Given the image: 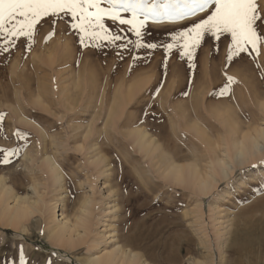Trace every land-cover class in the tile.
I'll return each instance as SVG.
<instances>
[{"label": "rangeland", "instance_id": "374dc122", "mask_svg": "<svg viewBox=\"0 0 264 264\" xmlns=\"http://www.w3.org/2000/svg\"><path fill=\"white\" fill-rule=\"evenodd\" d=\"M259 4H263L261 7L264 9V0H259ZM123 15L130 16L128 13ZM68 21L67 17L58 20L55 33L45 39L51 28L50 22L45 19L30 47L29 42L22 38L9 51L0 50V149H19L17 155L9 157L10 163L0 164V175L9 177L19 194L27 191L33 195L30 179L35 173L43 199L48 203L57 201L59 204L58 199L61 197L63 206L56 207L59 208L56 214L62 213L72 220L82 199L91 197V232L80 245L72 249L59 246L61 253L66 255L61 256L55 252L53 242L47 238L46 228L52 219L44 220L38 213H34L27 223L28 231L19 232L6 229L5 225L0 226V264H21V254L23 264H89L87 259L92 253H99L102 248L110 249L114 243L113 237L106 236L99 242V248H93L90 241L99 230L115 232V241L126 249L136 251L150 264H264V164H250L248 168L233 171L231 178L226 182L219 181L210 193L203 196L183 189L176 182L163 179L129 138L128 132L133 129L134 120L141 118L144 119L141 127L149 129L153 135L161 133L162 141L169 151L174 149V152H178V148L182 149L168 128L166 113L162 112L158 97L172 79L178 85L181 84L179 81L182 80L183 64L188 57L180 55L183 49L179 45L167 52L165 48L173 42L172 33L190 26L187 20H148L141 43H154L157 45L155 48L136 47L135 33L128 31L127 25H120L110 19L105 20L106 26L112 33L124 38L127 48L109 45L107 41H101L103 46L99 48L86 41L88 46L84 47L79 43L78 34L68 27ZM204 39L192 58L198 70L208 57L207 62H211L208 66H214L209 67V70L219 71L222 79L229 76L235 78L234 83H231L239 86L241 80L237 73L234 74L235 69L247 67L248 71L254 72L258 91L264 95V48L259 53L249 50L251 52L241 53L233 57L234 60H228L229 40L223 38L217 41L208 36ZM238 60L242 61V65ZM227 62L230 65H226ZM252 65L253 70L256 68L254 71H251ZM79 80L84 96L75 101L72 108L63 106L62 94L71 93ZM135 80L143 89L139 87L130 101L125 99L123 103L120 102L121 105L116 109L119 112L117 118L110 121L112 124H107L105 132L101 133L102 124L109 119L106 116L113 107L111 102L118 86L125 88ZM225 81L228 82L227 79ZM142 84L145 85L142 87ZM65 85L69 90L62 89ZM149 87L152 88L150 94L147 93ZM37 94H40L39 102L36 101ZM248 107L253 106L245 104L243 109ZM85 109L87 113H83ZM19 113L35 120L40 133L34 127L14 123ZM90 115L97 117L93 136L99 134L97 141L109 161L108 168H105L108 171L98 176L92 170L82 155L90 143L82 138L76 143L70 142L69 146L56 154L63 173V188L49 184L45 174L36 168L37 162L28 161L39 146V136L46 135V140L54 135L58 138L66 137L69 130L64 128L63 133V129L58 128L60 122L66 125L67 119H71L73 121L69 122L70 125H79ZM115 129L119 131L117 134ZM48 147V153L51 154ZM226 190L229 195L222 198ZM99 199H104L108 205H116L115 209L111 208L113 211L106 208L100 214V220Z\"/></svg>", "mask_w": 264, "mask_h": 264}, {"label": "bare ground", "instance_id": "6f19581e", "mask_svg": "<svg viewBox=\"0 0 264 264\" xmlns=\"http://www.w3.org/2000/svg\"><path fill=\"white\" fill-rule=\"evenodd\" d=\"M226 41H228V39ZM205 51H207V49ZM207 58L201 64L200 70L195 67L197 65L195 61H189V59L187 58L185 64H183L186 68L184 66L182 68V80L179 81L181 84L178 85L177 82L172 79L170 84L164 87V91L162 93H159V105L162 109V112L164 114L166 113L165 118L166 122L169 125L168 128L171 130L172 135H174V137L177 139L176 142H180L179 147L181 146L182 149L179 150L178 148V152H174V149L172 151H169L166 148L165 143L162 141L163 136L161 135V133L153 135L149 129L141 127V125L144 123V119L142 120L141 118L139 120H134V126H132L133 129L128 132L132 144L136 146L138 152L142 153V156L147 160V163L150 166H154L155 170L163 179L176 182L180 184L183 189L190 190L192 192L195 191V193L202 194L203 196H206L208 193H210V191L219 181L223 180L226 182L229 178H231L230 176L233 171L240 168H248L247 166H249L250 164H261L260 161L264 160V95L258 91V83L255 79L256 77L254 75V72L248 71L247 67L244 66L241 69L236 68L234 74L237 73V75L239 76L241 80L240 85L238 86L237 84H233L234 82L232 81L233 83L229 84L226 93L224 95H221V90L224 88V84L227 83L225 81V79L227 78H220L221 76H219V71L209 70V67L214 66H208L211 64V62L209 64L207 62ZM219 59L220 57L218 58V60ZM221 59L223 58L221 57ZM241 59L244 60L243 57ZM215 61L217 62L216 59ZM225 61L227 60L225 59ZM241 62L242 61L240 60L239 63L241 64ZM239 63L237 62V64ZM246 64L247 63H245L244 65ZM217 65H219V63ZM226 65H230V63L228 64L227 62ZM254 70L252 65L251 71ZM223 73L224 72L221 73L222 77ZM80 82V80L78 82L76 81V84L74 85L75 89L72 90L71 93L67 92V94H62L61 99L63 101V106L65 105L66 107L72 108L74 106V102L78 101L84 96V94L82 93L83 89H81ZM143 85L145 84H142V87ZM242 86L244 89L242 88ZM139 87L140 85H138L137 81L133 82V84L127 85V87L125 88L118 86L117 90L114 93V100L113 102H111L113 107H111L108 117L106 116V118L109 119L104 121V123L102 124L103 126L100 129L101 133L105 132L107 124L113 122L112 120L117 118L119 112L116 109L119 108V104L121 105V103H123V100L125 99H128L127 101H130L134 93L139 91ZM66 88L67 87L65 85L62 89L66 90ZM234 89H236V93L234 92ZM151 91L152 88L149 87L147 93L150 94ZM98 94L103 95L102 93ZM162 97H164V99ZM93 99H95V97ZM99 99H97V101ZM36 101H40V94L36 95ZM90 101L92 102V100ZM245 104H247L248 106L252 105L253 107H248L244 110L243 106ZM77 106L78 105H76V107ZM100 106L102 107V105ZM90 107L91 106H89V108ZM21 111H23V109ZM87 111L88 110L85 109L83 113H87ZM94 116L91 117L90 115L88 119L85 118L87 119L86 121L83 119L85 122H82L79 125H70L69 122L73 121L71 119H67L66 125L60 122L58 128L63 129V133L64 128H67L69 130V132L67 131L66 137L59 136L58 138L54 135L49 136V140L48 138L46 140V135L42 134L43 136H39V146L35 149V152L30 156L28 161L33 163V161L35 160V163L37 162L36 168L39 172H43L45 174L48 182H50L49 184L53 186L55 185L59 188H63V173L59 167L57 155L60 153V150H64V147L69 146L70 142L76 143L78 139L82 138L85 142L90 143V145L86 147V150L82 153V155L85 157L84 159L88 161L89 165L92 167V170L97 173L98 176L101 174H105L108 171V169L105 168H108L109 161L106 157L104 149L99 145L100 143L97 141V137L99 134L96 133V137H94L95 135L93 136V131H95L96 128L94 125L97 118ZM83 120L81 119V121ZM14 123L27 125L36 128L37 131L39 130L38 123L35 122V120L27 117V115L25 114L19 113L16 119L14 118ZM118 132L119 131H116L115 129V133L117 134ZM80 144L78 145L80 146ZM47 146H49L48 148L50 149V151H52L51 154L48 153ZM78 148L80 149V147ZM82 149L83 148L81 147V150ZM27 154L28 153H26V155ZM27 166L29 165L27 164ZM34 174L30 179V188L33 191V195H30L27 191L24 194H19L18 191L14 188L13 183L11 184L10 178L2 174L0 175V226L5 225L6 229H13L18 230L19 232H24L27 229L28 221L31 219V217H33L34 213H38L39 216L44 220L52 219L50 225L47 228L45 227L48 233L47 238H49L50 241L53 242L52 248L55 250V252H57L61 256H66L65 254L61 253L59 246H63L65 248L69 247L72 249L80 245L83 242L84 237L88 236V234L91 232L89 221L90 215L92 213L93 199L91 197H85L82 199V203L78 207V210L75 213L76 216L73 220L64 217L62 213L57 212L56 214V211L59 210V208L56 207L59 205H61V207L63 206L62 198L60 197V199H58L59 204H57V201H54L52 203H48L47 201H45L38 189L40 188L38 187V178H36ZM228 193L229 191H224V195H222V198H224ZM104 199L97 200L99 204L98 207H100L98 214L99 220L102 217L100 214L104 213L106 211V208L111 211V208L115 209L116 207L115 204L108 205V202L104 201ZM58 216L61 217L59 218ZM109 232L110 231L99 230L93 234V237L90 241L93 248L98 247L99 242L106 236V238L113 237L112 241H114V243L110 249L102 248L99 253H92L87 259V262L89 264H150L148 261L143 259L142 256H140L136 251L122 247L117 241H115V232H113L114 234ZM227 232H229V230H227ZM227 232L223 233L227 234ZM54 243L58 244V246H54Z\"/></svg>", "mask_w": 264, "mask_h": 264}, {"label": "snow or ice", "instance_id": "6c2138e0", "mask_svg": "<svg viewBox=\"0 0 264 264\" xmlns=\"http://www.w3.org/2000/svg\"><path fill=\"white\" fill-rule=\"evenodd\" d=\"M66 17L68 27L78 34L84 47L88 46L86 41L97 48L103 46L101 41H107L109 45L127 48L124 38L106 26L105 20L110 19L127 25L128 31L135 33L136 47L147 48L157 47L154 43H141L148 20H187L190 26L172 33L173 42L165 51L179 45L183 49L180 55L187 56L189 61L205 36L217 41L222 37L229 40L228 60L249 50L259 53L264 48V9L259 0H0V50L9 51L22 38L30 47L45 19L51 25L45 36L48 39L55 33L57 21ZM233 80L227 77L221 95ZM18 152L19 149H0V164L10 163L9 157ZM260 163L264 164V160Z\"/></svg>", "mask_w": 264, "mask_h": 264}]
</instances>
